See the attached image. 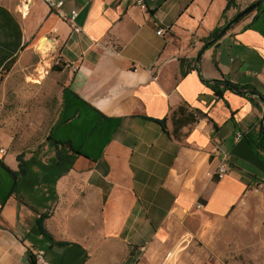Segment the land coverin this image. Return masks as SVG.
I'll use <instances>...</instances> for the list:
<instances>
[{"label": "crops", "instance_id": "1", "mask_svg": "<svg viewBox=\"0 0 264 264\" xmlns=\"http://www.w3.org/2000/svg\"><path fill=\"white\" fill-rule=\"evenodd\" d=\"M256 1L237 0L225 12L227 0H145L146 9L130 0H65L67 12H78L71 24L41 0H0V75L30 66L33 56L34 66L59 65L64 84L51 128L74 148L51 145L55 158L33 169L56 181L57 201L45 185L20 187L33 209L11 195L16 180L0 164V264H31L30 255L37 264L39 252L47 264H168L178 249L173 264L264 256V159L256 148L263 110L229 90L219 98L207 85L227 80L264 96V2L202 53L199 71L182 76L180 66L181 59L194 66L212 32ZM46 76L37 85L58 79ZM8 93L0 88L4 130L21 127L8 113ZM180 109L188 120L178 124ZM14 141L0 131V159L11 171ZM214 144L230 167L220 181L206 177L219 164ZM46 212V231L69 246L38 233ZM193 238L204 245L194 248ZM210 251L221 259L209 261Z\"/></svg>", "mask_w": 264, "mask_h": 264}, {"label": "rangeland", "instance_id": "2", "mask_svg": "<svg viewBox=\"0 0 264 264\" xmlns=\"http://www.w3.org/2000/svg\"><path fill=\"white\" fill-rule=\"evenodd\" d=\"M41 41L38 43L36 50L37 52L40 50V52L43 53L41 54L42 57L46 58V50H42L45 48H41ZM38 61L39 57L33 56L28 63L30 66L24 67L23 64V66L15 68L10 67L0 75V88L6 89L9 92L8 95H10L6 97V100L11 102L6 105L9 111L8 113H15L18 120H20L18 124L21 125V127L17 129L4 130V128H1L0 131H9L12 133L15 139L12 148L16 154L24 153L26 159L36 158L37 162H40V160L48 162L50 159L52 160V158H55V151L51 144L47 143L46 138L60 110L62 85L64 83L57 75L58 73L53 70V67L50 71L48 68L34 66L39 63ZM47 65H49V63H47ZM40 71L43 72L41 73ZM53 72L55 74H51ZM46 75L58 76V79L44 81L46 86L37 85L38 83H36L35 80L41 83ZM26 76L31 80L30 85H26ZM39 88L41 89V93L38 90ZM23 89H25L23 91V94H25L24 96H22L21 93L20 97H12V94H17L13 93V90ZM28 90L30 91L29 93ZM41 110H46L47 112L43 113ZM6 115L7 112L4 110L0 113V121H3L2 124H5ZM0 126L2 125L0 124ZM12 154L13 151H10L9 155L11 156ZM12 162H14L13 159ZM190 242L194 248L198 249L204 245V243L197 238L191 239ZM178 251L179 249L172 251L173 258L167 262L168 264H173L176 261V252ZM207 259L209 261H218L221 258L216 253L210 251ZM240 260L243 261L244 264H264V256L254 258V261L251 260L250 262H245L243 258H240Z\"/></svg>", "mask_w": 264, "mask_h": 264}, {"label": "trees", "instance_id": "3", "mask_svg": "<svg viewBox=\"0 0 264 264\" xmlns=\"http://www.w3.org/2000/svg\"><path fill=\"white\" fill-rule=\"evenodd\" d=\"M236 2H237V0H227L225 12H227L231 8H234L236 6ZM242 19H240V20H242ZM222 28H223V26L214 30L212 32V34L210 35V38L208 39V41L204 42V44L215 39L216 36L221 32ZM180 66H181L182 76H185L189 71L194 70V69L199 71L197 64H195L194 66H190V63H188L185 59L180 60ZM53 70L54 71H60L61 68L59 65H56L53 67ZM207 85L212 89L214 94L216 96H218L219 98H222L224 92L227 90L234 92L236 94L242 95V96H244L243 93L245 91H253V92H256L258 95L262 96V98H264V96L262 94H260L255 88H253L249 85L235 84V83H232V82L227 81V80L209 81V82H207ZM245 97H247L256 108H258L259 110H262V106H261V104L257 98H255L253 96H245ZM178 113L180 114L181 117L176 121V123L181 124L182 122L188 120L187 119L188 116H186V114L184 113V111L182 109L178 110ZM176 115H177V113H176ZM158 123L161 125L163 130L166 131L165 120L158 121ZM46 140H47V143L51 144L52 146H54L57 149L64 147L68 151H70L71 153H74V148L70 143H63V142H60L54 138V127L51 128ZM256 148H258L262 152V158L264 159V120H263V132L259 134V143H258ZM76 153L80 154L79 152H76ZM16 161L18 163V170L17 171H11L6 166V164L3 162V160L0 159L1 166L3 168H5L6 170H8L16 180L14 187L12 189L11 195H16V198L20 202L24 203L25 205H27L33 209V206L30 205L29 202L24 200V196L20 193L21 192L20 187H22L24 185H30L31 187H40V186L45 185L48 188V192L50 194L54 195V201H57V196L55 193L56 181L50 180V178H49V176H47V174H46V176H44L45 174H43L41 172H36L35 170H33L34 168H39L41 171H43L44 168H46L45 166L41 165L39 161L37 162L36 158L26 159L24 153L18 154L16 156ZM53 164H54V162H53ZM47 169H49V168H47ZM50 215L51 214L49 212L39 214V218H38L37 223H36V230L38 231V233L40 235H42L44 238H46L50 242L54 243L55 245H58L61 247L69 246L70 243H67V242H55V240L52 238V236L46 231L45 226H44V222L47 218L50 217ZM30 262H31V264H35L32 255H30Z\"/></svg>", "mask_w": 264, "mask_h": 264}, {"label": "built area", "instance_id": "4", "mask_svg": "<svg viewBox=\"0 0 264 264\" xmlns=\"http://www.w3.org/2000/svg\"><path fill=\"white\" fill-rule=\"evenodd\" d=\"M47 8L55 14L59 19L67 21L71 24H75L78 12L75 10H72L70 12H67L65 10V0H41ZM131 4L139 6L142 9H146V3L145 0H130ZM165 33L163 28H159L157 31L158 35H163ZM242 137L241 133L237 134V138L240 139ZM6 150L3 148H0V154H5ZM213 154L219 159V164L217 168L213 171H207L206 177L210 178L215 181H220L224 179L230 170L229 164H228V155L225 153V151L218 145H213ZM202 204L198 205V208H202ZM142 250H145L142 248ZM173 258V252H170L166 256V260L170 261ZM36 262L37 264H47L46 259L44 257L43 252H39L36 254Z\"/></svg>", "mask_w": 264, "mask_h": 264}, {"label": "water", "instance_id": "5", "mask_svg": "<svg viewBox=\"0 0 264 264\" xmlns=\"http://www.w3.org/2000/svg\"><path fill=\"white\" fill-rule=\"evenodd\" d=\"M264 2V0H258L254 3H252L251 5L247 6L245 9H243L241 12H239L238 14H236L232 19H230L228 22H226V24L223 26L221 32L216 36L215 39L207 42L206 44H204V46L201 48V50L199 51L197 57H196V64L199 62L202 53L209 48L211 45H213L217 40L221 39L222 37H224V35L227 33V31L234 25L236 24L238 21H240V19L244 18L245 16H247L248 14H250L251 12H253L256 8H258L262 3ZM244 96H253L255 98H257L262 106V110H263V120H264V98H262V96L258 95L256 92L253 91H245L243 93ZM263 120L260 124V133L263 132Z\"/></svg>", "mask_w": 264, "mask_h": 264}, {"label": "bare ground", "instance_id": "6", "mask_svg": "<svg viewBox=\"0 0 264 264\" xmlns=\"http://www.w3.org/2000/svg\"><path fill=\"white\" fill-rule=\"evenodd\" d=\"M41 44H44V42H42ZM35 82H37V81H35Z\"/></svg>", "mask_w": 264, "mask_h": 264}]
</instances>
